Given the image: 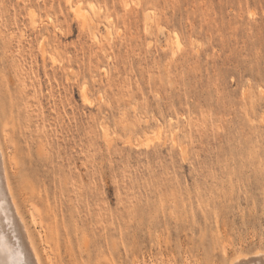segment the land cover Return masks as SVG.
<instances>
[{
    "label": "rangeland",
    "instance_id": "1",
    "mask_svg": "<svg viewBox=\"0 0 264 264\" xmlns=\"http://www.w3.org/2000/svg\"><path fill=\"white\" fill-rule=\"evenodd\" d=\"M263 90L264 0H0V132L41 264L264 250Z\"/></svg>",
    "mask_w": 264,
    "mask_h": 264
},
{
    "label": "bare ground",
    "instance_id": "2",
    "mask_svg": "<svg viewBox=\"0 0 264 264\" xmlns=\"http://www.w3.org/2000/svg\"><path fill=\"white\" fill-rule=\"evenodd\" d=\"M67 1L68 3L71 4V0H67ZM51 24L53 27L57 26L56 24L53 23V21ZM41 47L43 48V51H44L43 41L41 42ZM83 91H84L83 95L85 96L84 99L87 102L88 96L86 94V90L84 89ZM263 93H264V90H263ZM104 131L107 135V132L105 129ZM1 132L3 133V136L7 138L8 131L5 127L2 128ZM1 132H0V264H41L42 256L41 254L39 255L40 251H37L38 249H36L37 245L34 244L35 241H34L33 236L31 235L32 231L29 228L31 224L36 226V228H39L40 220H38V215L36 214V212L33 209H30L29 215L31 219L29 222H32V223L28 224L27 222L29 219L26 221L27 218L24 217L23 211H21V209L19 208L20 207L19 204H17L16 202L17 199L14 198L15 197L13 194L14 192L12 191V187H11L12 184H10L11 182H10L9 171H8L9 168L7 167L8 166L7 163L9 162V160L7 162L6 155L8 157V154L5 152V147H4L5 145H4L2 136H1ZM48 209L50 210L51 208L49 207ZM49 210H48V216L52 224L50 223L49 219L48 221H49V224L51 225L49 227L52 228V225H54L55 214H54V210H53V213L52 211L50 212ZM56 222H55L54 227L56 226ZM40 233L41 235L43 234L41 231ZM51 233L55 236L56 234H58V233H55L53 229L51 230ZM55 236L52 238L54 239ZM57 238L58 237L56 236V239ZM66 241H69V240H66ZM66 243L69 245V246L66 245L69 248L70 243L68 242ZM48 254H49L48 257H50V261H52L54 258L53 257L54 254H52L51 251H48ZM230 264H264V250L258 249L257 251H254L252 255L251 254L250 255L238 254L233 258Z\"/></svg>",
    "mask_w": 264,
    "mask_h": 264
}]
</instances>
